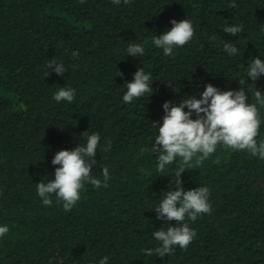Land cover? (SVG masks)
Masks as SVG:
<instances>
[{"label": "trees", "instance_id": "1", "mask_svg": "<svg viewBox=\"0 0 264 264\" xmlns=\"http://www.w3.org/2000/svg\"><path fill=\"white\" fill-rule=\"evenodd\" d=\"M172 19L190 20L195 32L165 56L152 38ZM236 25L243 31L235 36L223 31ZM134 43L144 46L143 56L128 55ZM224 43L239 54H227ZM253 58L264 61V0H0V226L9 228L0 237V264H99L105 256L108 264H264V159L224 145L181 174L186 191L209 189L211 213L186 220L196 238L163 258L142 251L159 246L154 231L176 223L153 211L174 190L181 163L157 171L151 147L163 103L199 99L207 84L242 88L255 103L264 75L254 86L247 76ZM51 59L63 63V76L50 72ZM138 68L151 73L153 93L124 103ZM61 87L75 89L72 103L53 100ZM257 107L259 145L264 107ZM85 131L100 136L92 175L103 181L106 166L108 186L85 183L71 211L54 195L44 206L37 183L54 178L58 151L86 144Z\"/></svg>", "mask_w": 264, "mask_h": 264}, {"label": "clouds", "instance_id": "2", "mask_svg": "<svg viewBox=\"0 0 264 264\" xmlns=\"http://www.w3.org/2000/svg\"><path fill=\"white\" fill-rule=\"evenodd\" d=\"M81 3L84 0H80ZM114 5H120L121 0H112ZM124 4H130L131 0H123ZM231 7L235 8L233 3ZM172 27L163 34L152 38V44L163 50L165 56L174 55V48L188 44L194 36V28L190 20L183 19L177 22L170 20ZM223 31L235 36L243 31L242 26H228ZM216 39V37H213ZM224 51L229 55L239 54V50L231 43L223 44ZM128 55L139 57L145 54L142 44H130L127 48ZM72 57H77L78 52L73 51ZM58 76H63L66 69L62 62L51 59L47 64ZM247 76L255 82L264 75V61L253 58L247 66ZM45 76H48L49 73ZM117 75H122L117 71ZM153 81L151 73H146L143 68H138L131 82H126V92L123 95L124 103H132L134 100L153 93L151 87ZM75 89L61 87L52 97L57 103L66 101L72 103L75 99ZM255 103L248 102V94L245 90L220 91L211 84L204 86L200 98L186 97L178 106L165 101L162 105L164 115L158 128V135L152 144L151 151L157 157V171L165 172L168 166L173 165L177 159L180 167L172 173L174 190H169L161 198L159 205L153 210L158 220L168 224L175 221V226L167 229L160 228L152 233L153 238L159 242L155 249H147L145 255L154 253L163 258L174 253L175 246L186 250L196 238V232L190 228L186 220L195 221L201 214H210L211 205L208 203L209 189L197 187L193 190H185L182 187L181 174L186 168L200 166L202 162L216 151L218 145H224L232 150H247L252 156L264 159V143L257 144L256 137L261 125L260 110L264 107V95L255 88ZM187 109L185 111L184 109ZM195 115V119L191 117ZM156 122H153V127ZM86 138V144L78 145L72 150L58 151L51 163L59 167L55 168L54 178L49 182L37 183V195L44 206H51L52 196L58 202L63 203L65 211H71L73 206L81 199V190L85 183L93 187H107L109 169L105 166L101 172L103 181L94 178L92 170L97 161L94 159L100 142L98 133H82ZM111 148L108 142L104 151ZM143 151V149H142ZM195 158V164L193 160ZM178 225V226H177ZM9 232L7 225L0 226V237ZM108 257H103L99 264H108Z\"/></svg>", "mask_w": 264, "mask_h": 264}]
</instances>
